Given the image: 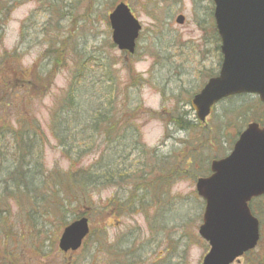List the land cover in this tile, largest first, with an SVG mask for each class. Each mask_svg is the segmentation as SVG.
Returning <instances> with one entry per match:
<instances>
[{"label": "trees", "instance_id": "trees-1", "mask_svg": "<svg viewBox=\"0 0 264 264\" xmlns=\"http://www.w3.org/2000/svg\"><path fill=\"white\" fill-rule=\"evenodd\" d=\"M9 1L0 7V23H4L5 12L8 18L16 8L14 2L10 4ZM42 3L48 8L51 18L56 20L60 16V0ZM51 22L52 20L48 22L49 31L45 29L41 32L46 37L48 33L52 36L47 51L51 69L44 72L36 70L38 74H45L46 80L57 73L60 64L66 66L69 57L66 44L60 46V35L56 33L57 29L52 30ZM43 26L41 25V30ZM215 46L221 63L219 40L215 39ZM21 61L22 55L17 51H5L0 55V243H18V246L19 243H33V254L30 255L42 264L57 249L53 246L47 255L42 247L38 248L34 243H41V234H50L51 231L48 230L54 224L57 231L53 243H56L60 230L69 225L67 215L72 210L93 207L98 192L108 188L116 191V202L119 204L114 207L110 200L104 207L107 209L108 219L111 220L113 214L124 217L126 210L129 213L139 212L137 209L146 217L150 210H157L171 203V191L177 183L188 177L196 180L209 175L210 162L227 154L225 146L228 133L238 121L242 125L236 136L227 143L231 149L248 123L257 122L264 126V105L256 97L241 96L225 100L224 103H235L249 99L238 107L223 109L217 119H214V109V120L203 125L196 118L190 117L191 111H183L184 108H190V101L195 95L189 94L185 101L176 99L168 107L166 123V129L174 127L175 131L184 133V140H187L179 144L180 149L174 153L169 152V155L161 154L157 149L149 150L141 143L138 124L139 118L144 114L143 105L132 106L133 102L128 100V89L123 90L126 99H120L122 92L113 90V86V91L109 90V93L92 95L91 88L88 89L84 84L89 66L86 63L76 66L63 102L51 109L50 131L69 166L67 170L56 168L49 171L44 161L46 136L42 126L34 113L24 111L20 106L21 103L38 99L37 94L29 93L33 80H37L34 75L36 72L32 68L28 70L22 67ZM12 65L16 74L12 71ZM13 75L16 80L19 78L18 82L13 84L11 93H6V86L13 80ZM18 75H23L25 79ZM27 78L30 80L25 85ZM110 81L113 82L114 79ZM149 84V81L138 78L136 84L130 87L142 88ZM50 89L51 85L41 88L44 92L42 98ZM162 96L166 97L165 90ZM133 153L137 157L130 162ZM91 157L95 159L90 165L84 166L85 160ZM119 194L124 195L120 197ZM176 207L173 223H179L184 218L179 210L180 206ZM250 209L260 221L261 238L257 249L247 254L244 262L264 264V197L253 200ZM83 216L87 215H77L75 220ZM166 218L169 220L161 214L154 216L150 220H155V228L150 229L159 234L164 233L162 238H166L167 234V238L171 240L172 234L179 231L177 227L168 230L167 225L163 224ZM103 238L106 241L107 234ZM175 245L176 243H172L165 253H160L156 261L146 256L144 249L137 247L136 243L126 242L106 248L105 256L111 258L108 264H173V259L178 261L175 256L176 248L170 252ZM9 256L14 259L7 264H19L22 259L20 253L19 256ZM28 257L23 259V264L32 263ZM184 260L185 257H181L178 264H183Z\"/></svg>", "mask_w": 264, "mask_h": 264}, {"label": "rangeland", "instance_id": "rangeland-1", "mask_svg": "<svg viewBox=\"0 0 264 264\" xmlns=\"http://www.w3.org/2000/svg\"><path fill=\"white\" fill-rule=\"evenodd\" d=\"M46 1H9L10 4L14 2L16 8L8 18L5 12L4 23H0V55L5 51H17L22 55V67L28 70L32 68L36 72L34 75L37 80H33L31 76L33 83L29 93L37 94L38 99L21 103L20 106L24 111L36 115L45 133L44 161L47 170L68 169L69 163L50 131L51 109L59 102H63L76 66L86 63L89 66L84 84L88 89L91 88L92 95L117 90L122 92L120 99L125 100L123 90L128 89V100L133 102L132 106L143 105L144 114L139 118L138 124L141 129V143L147 149H157L159 153L165 155L180 149L179 144L187 139L184 140L185 134L175 131L172 126L166 129L168 107H171L176 99L185 101L189 94L197 93L208 78L216 74L220 63L215 52V38L211 27L212 0H60V16L56 20L51 18L48 8L43 5L42 2ZM6 2L8 0H0V7ZM121 2L129 4L143 27L133 57L120 52L112 42L108 16ZM180 15L185 18L183 25L176 23ZM50 20L53 24L52 30L57 29L56 33L60 35V46L66 44L69 57L66 66L60 64L57 73L46 80V75L38 74L37 71L40 69L39 71L44 72L50 68L51 60L47 51L52 36L49 33L47 37L41 34L45 29L49 31ZM41 25H44L43 30ZM202 28L207 32L202 33ZM53 38H55L54 34ZM12 71L16 74L14 66ZM18 76L25 79L23 75ZM12 77L13 80L11 79L6 86V93H11L13 84L18 82L19 78L16 80L14 75ZM138 78L147 80L150 84L142 88L137 86L131 88L130 86H134ZM110 79L114 81L111 82ZM28 80L30 79L27 78L25 85ZM45 85H51V89L42 98L44 92L41 88ZM112 86L115 89L112 90ZM164 90L165 98L162 96ZM31 94L29 95L32 97ZM242 102L233 101L219 105L214 119L220 116L223 109L230 106L238 107ZM183 111L191 110L187 107ZM191 113L190 117L195 118L194 113ZM212 119L213 116H210L207 123ZM241 125L238 121L235 127L230 129L225 146L227 152L230 150L227 143L236 136ZM135 157L137 155L133 153L130 162ZM94 159L95 157L86 159L83 165H90ZM195 184L196 180L191 177L177 183L171 191V203L163 208L150 210L146 215L148 218L137 209L139 212L129 213L126 210L124 217L113 214L112 219H108L107 209L104 207L110 200L112 206L116 207L119 204L116 202L117 194L113 188L100 191L94 198L93 207L85 206L79 210H72L73 212L67 215L66 221L69 224L77 218V215L85 214L90 220L91 234L80 251L75 254H63L59 250V239L63 230H60L56 243H53L57 231L55 224L48 230L51 233L41 234L42 242L34 245L38 248L42 247L47 255L49 249L56 247L57 251L44 264H108L111 258L105 256L106 248L118 243H136L137 247L144 249L146 256L154 259L153 261H156L160 253H165L172 243H176L170 252L176 248L175 256L178 261L181 257H185L183 264H202L208 246L199 237L198 230L202 223L205 205L196 194ZM121 195L119 194L120 197ZM176 205L180 206L181 215H184L179 223H173L176 218L174 213ZM160 214L168 217L169 220L166 218L163 222L168 230L177 227L179 231L172 234L171 240L167 238V234L166 238L165 236L162 238L164 233L159 234L158 231L154 232L150 229V227L154 229L153 225L156 223L155 220L150 219ZM171 214L173 215L170 216ZM104 234H107L106 241L103 238ZM31 244L33 243H19L18 246V243H0V264L9 263L14 259L9 255L19 256V253L22 254L19 264H23L22 261L26 256H29L28 260L32 262L31 264H42L30 255L33 254ZM178 261L173 259V264H178ZM240 264H245L244 259Z\"/></svg>", "mask_w": 264, "mask_h": 264}, {"label": "water", "instance_id": "water-1", "mask_svg": "<svg viewBox=\"0 0 264 264\" xmlns=\"http://www.w3.org/2000/svg\"><path fill=\"white\" fill-rule=\"evenodd\" d=\"M214 19L223 57L219 75L191 101L202 123L220 101L256 95L264 103V0H214ZM113 44L134 54L142 26L125 3L109 15ZM184 17L177 18L184 24ZM212 176L199 179L197 193L205 201L200 236L210 249L202 264H233L255 250L260 222L249 204L264 196V128L252 123L232 153L211 164ZM87 218L68 225L59 240L63 253L76 252L89 235Z\"/></svg>", "mask_w": 264, "mask_h": 264}, {"label": "flooded vegetation", "instance_id": "flooded-vegetation-1", "mask_svg": "<svg viewBox=\"0 0 264 264\" xmlns=\"http://www.w3.org/2000/svg\"><path fill=\"white\" fill-rule=\"evenodd\" d=\"M210 15H211V17H210V19H211V27H212V29H213V33H214V38L216 39V40H219V47H220V38H219V36H218V32H217V30H216V27H215V21H214V4H213V0L211 1V13H210ZM183 25V24H182ZM201 24H200V22H198V26H200ZM202 33H204V32H207V30L206 29H204V28H202Z\"/></svg>", "mask_w": 264, "mask_h": 264}]
</instances>
